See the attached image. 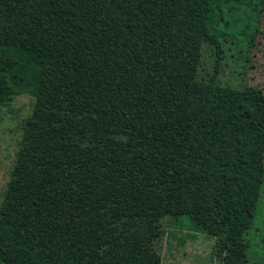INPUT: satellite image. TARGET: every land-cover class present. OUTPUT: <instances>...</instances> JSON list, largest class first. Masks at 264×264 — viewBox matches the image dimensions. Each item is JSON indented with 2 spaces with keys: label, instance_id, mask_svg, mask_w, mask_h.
<instances>
[{
  "label": "trees",
  "instance_id": "obj_1",
  "mask_svg": "<svg viewBox=\"0 0 264 264\" xmlns=\"http://www.w3.org/2000/svg\"><path fill=\"white\" fill-rule=\"evenodd\" d=\"M260 2L0 0V106L34 97L0 264H160L163 221L211 238L216 264H250L264 121L219 74L231 44L244 68Z\"/></svg>",
  "mask_w": 264,
  "mask_h": 264
},
{
  "label": "rangeland",
  "instance_id": "obj_2",
  "mask_svg": "<svg viewBox=\"0 0 264 264\" xmlns=\"http://www.w3.org/2000/svg\"><path fill=\"white\" fill-rule=\"evenodd\" d=\"M260 18L254 34L253 45L246 53L244 68L243 58L235 62L230 50L221 63L219 77L221 81L231 84L240 82L243 78L244 90L249 97V110L255 121H264V0H260ZM204 66H211L212 59L206 52L202 53ZM33 95L19 94L12 97L6 105L0 106V199L7 180V175L13 162L23 134L25 121L30 113ZM261 203V204H260ZM258 208L255 211L251 227L257 231L251 238L247 254L250 264H264V187L261 186ZM261 207V208H260ZM263 221V223H262ZM163 234L156 245L160 255V264H216L211 252L212 239L202 233L195 232L186 226L164 223ZM238 235L229 233V244L235 246Z\"/></svg>",
  "mask_w": 264,
  "mask_h": 264
}]
</instances>
